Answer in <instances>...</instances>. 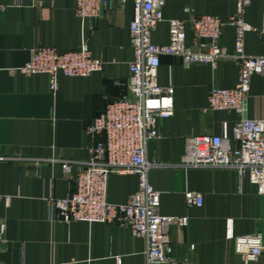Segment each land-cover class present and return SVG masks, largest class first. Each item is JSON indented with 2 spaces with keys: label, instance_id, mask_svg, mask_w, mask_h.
I'll return each mask as SVG.
<instances>
[{
  "label": "crops",
  "instance_id": "1",
  "mask_svg": "<svg viewBox=\"0 0 264 264\" xmlns=\"http://www.w3.org/2000/svg\"><path fill=\"white\" fill-rule=\"evenodd\" d=\"M237 0H165L163 21L152 32L156 46L169 42V22L191 16H215L223 21L236 12ZM76 0H0V264H147L146 242L117 225L59 220L52 199H63L73 188L63 162L84 163L94 141L86 128L107 106L126 94L124 84L133 60L129 27L132 2H112L96 20L76 16ZM243 21L264 28V0H252ZM247 32L246 56H264V35ZM84 45L104 65L85 78L57 75L56 91L45 74L20 70L37 48L67 53ZM219 45L235 52V30L225 27ZM239 69L231 60L215 67L185 66L161 57L157 84L173 87V115L159 122L161 138L146 146L153 165L147 181L160 193V214L187 218L183 227L171 226L172 255L179 264H243L228 239L260 235L264 244V196L245 179L239 182L230 168H190L182 165L186 141L220 136L227 125L231 148L237 116L210 111L212 88L232 89ZM250 121L264 120V76L250 82L246 111ZM138 177L112 174L107 200L126 204L137 191ZM202 197L201 206H189L185 193ZM251 264H264V257Z\"/></svg>",
  "mask_w": 264,
  "mask_h": 264
},
{
  "label": "built area",
  "instance_id": "2",
  "mask_svg": "<svg viewBox=\"0 0 264 264\" xmlns=\"http://www.w3.org/2000/svg\"><path fill=\"white\" fill-rule=\"evenodd\" d=\"M40 4L42 0H30ZM132 2L130 43L133 60L124 84L126 94L111 102L105 112L86 128L94 141L87 162H63L62 169L70 175L76 171L73 188L63 199L51 204L59 220L117 225L129 230L146 242L147 264H179L172 255L171 226L183 227L187 218H172L160 214V193L147 181L153 166L146 161V146L161 138L159 122L173 115V87L157 84L161 57L179 59L185 66L206 64L215 67L220 60H231L239 69L238 82L232 89L212 88L207 109L237 116L232 128L235 148L230 146L227 125L220 136H200L186 141L182 165L190 168H230L239 182L247 179L264 196V120L250 121L243 116L254 76H264V56H246L244 35L257 31L243 21V12L252 0H237L236 12L223 21L215 16H191L186 21L169 22V42L156 46L152 32L163 21L165 0H76V16L82 21L96 20L114 2L124 6ZM225 27L235 30V52L228 55L219 45ZM264 35V28L257 31ZM104 63L95 59L84 45L67 53L50 48H37L29 62L20 70L23 74H45L50 89L56 91L57 75L85 78L103 69ZM112 174L138 177L137 191L126 204L115 205L107 200V186ZM186 203L201 206L200 194L185 193ZM4 227L0 225V238ZM228 239L234 241L235 254L243 264H251L264 257L260 235L234 238L231 223Z\"/></svg>",
  "mask_w": 264,
  "mask_h": 264
}]
</instances>
